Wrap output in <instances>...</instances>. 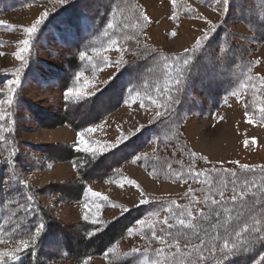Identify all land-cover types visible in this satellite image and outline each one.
<instances>
[{
    "label": "trees",
    "instance_id": "16d2710c",
    "mask_svg": "<svg viewBox=\"0 0 264 264\" xmlns=\"http://www.w3.org/2000/svg\"><path fill=\"white\" fill-rule=\"evenodd\" d=\"M194 1L200 6L213 4L223 10L220 21L206 33L207 39L199 40V47L195 44L171 55L139 49L144 60L124 62L115 78L102 88L96 87L92 80H83L102 68L104 61L96 56L110 39L132 45L133 36H136L134 41L137 40L139 35L133 25L140 17L134 16L133 0H60L28 37L29 44L21 50L20 63L0 71V88L19 78L12 93L0 89V102L7 103L5 119L0 120V137L3 138L0 139V247L3 246L0 252L14 253L4 258L3 264H86L93 259H102L106 264H176L179 257L174 261L176 241L173 236L179 225L175 218L184 207L204 208L192 205L191 201L207 193V182L214 184L218 175L226 181L246 176L260 184L264 166L243 168L234 162H210L192 152L184 136V126L192 116L211 117L225 98L235 97L241 101L245 115L264 127V113L260 111L264 107V75L252 73L255 61L251 58L256 47L264 44V0H228L227 4L223 0L219 3L217 0ZM25 2L0 0V17ZM122 8L128 13H120ZM236 23L244 25L250 36L235 35L231 26ZM108 24H112V28ZM235 39L246 43H236ZM32 87L58 93L59 106L42 109L33 103L25 94L27 89L33 90ZM69 90L82 91L79 95L68 96ZM139 93L146 95L144 97L153 108V123L130 135L121 145L99 143L90 138L88 128ZM80 110L85 117L78 116ZM25 123L47 129L66 127L76 134V140L48 146L21 144L18 136ZM80 132L98 146L95 154L76 151ZM149 144L157 148L153 157L143 154ZM99 146L110 147L100 150ZM52 151L58 155L54 156ZM62 163L71 164L76 180L58 184L56 191L39 187L29 179L31 173L45 172ZM126 163L146 170L157 169L169 181L185 182L188 188L180 197L148 198L147 203L128 209L114 220H107L102 211L117 204L94 199L87 189L92 184L119 179L120 168ZM97 169L99 172L95 174ZM232 172L236 177L229 175ZM232 187L233 184L228 183L225 201L234 221L238 224L247 221L251 226L253 220L258 219L261 221L259 227L264 228L261 209L249 215L250 204L230 202ZM260 195L256 193L258 205L262 203ZM41 197L52 198V205L79 204L78 223L69 227L57 222L50 212L52 205H44ZM85 203L93 213L96 205H100L99 224L83 219ZM195 215L198 213L194 211ZM144 219L148 221L147 226L140 223ZM40 224L44 227L37 236ZM68 229L76 233L79 242L86 247L84 250L73 252ZM181 231L188 232L187 229ZM219 232L223 235L224 230L219 229ZM243 235L244 239L235 248L230 243L228 249H223L221 244L208 264L217 261L220 264H257L261 261L264 241L256 240L250 245L247 241L255 240L258 234ZM22 239H28L29 246L27 250L16 252ZM161 239L165 243H161ZM130 240L138 243L125 247ZM57 243L59 248H55ZM180 247H185L183 241ZM203 255L209 256L206 249ZM193 264H196L195 259Z\"/></svg>",
    "mask_w": 264,
    "mask_h": 264
},
{
    "label": "rangeland",
    "instance_id": "374dc122",
    "mask_svg": "<svg viewBox=\"0 0 264 264\" xmlns=\"http://www.w3.org/2000/svg\"><path fill=\"white\" fill-rule=\"evenodd\" d=\"M59 2L60 0H26L20 8L9 11L0 17V71L13 68L20 63L23 41L30 37L23 29L33 25L37 26L36 21L41 22L45 17L44 14L52 12ZM133 4L136 5L134 16L140 17L138 18L139 22L133 25L136 27L135 33L139 35L137 40L134 41L136 36H133V45L120 43L117 40L118 43L112 45L113 39H110L105 48L96 56L99 59L101 57L102 62L104 61L102 68L96 74L92 73L85 78L84 82L86 79L87 81L92 80V83L100 88L108 85L115 78L124 62L132 59L133 61L144 60L145 57L140 55L139 49H153V52L157 51L163 55L190 49L196 44V41L211 31L223 15L220 6L213 4L200 6L194 0H177L175 5L172 4V0H133ZM119 11L122 14L128 13L125 8ZM145 15L148 17L147 22L142 19V16ZM231 31L238 36H250L247 28L239 23L231 26ZM142 39H144L143 42H141ZM235 41L236 43H246L244 40L235 39ZM118 48L121 50L117 51ZM251 58L255 61L252 73L257 76L264 75V44L256 47ZM32 88L34 89H27L25 94L33 103L38 104L42 109H54L59 106L58 93ZM0 89L7 90L8 84ZM144 96L146 95L142 93L133 94L118 110L91 126V128H97L95 133L87 131V134L99 143L117 145L125 143L130 135L136 134L155 120L153 108ZM6 107L7 103L1 101L0 113L5 114ZM77 114L80 117L86 115L81 110ZM248 119L249 117L243 111L241 101L235 97H227L211 117H190L184 126V136L192 152L203 156L210 162L219 164L234 162L242 166H264V127L254 122L249 124ZM28 122L30 123L32 120H28ZM18 137L21 144L31 143L42 146L76 140V134L66 127L47 129L27 123L22 125ZM253 138L256 140L255 144L251 143ZM245 141H249V143L246 145ZM156 152L155 144H149L143 150L146 157L147 155L153 157ZM52 154L58 155L56 151H52ZM98 170H95V174H98ZM148 170L126 163L120 168L121 177L119 179L90 186L93 191L100 192L107 196L109 201L117 204L102 211L104 218L114 220L128 209L142 205L140 203L142 199L147 201L148 198L180 197L188 188L185 182L169 181L157 169L148 168ZM28 176L35 185L55 191L59 189L58 184L76 180L69 163L57 164L48 171L35 172ZM128 180L133 183L127 184ZM51 199L41 197L42 203L46 206L52 205ZM50 212L57 222L72 227L80 219L81 206L79 204L52 205ZM142 221L147 226V219ZM68 236L72 239L70 244L73 252L86 248L79 242L72 229H68ZM137 243L138 241L131 242L130 240L127 241L125 247L130 248L131 245ZM59 246L57 243L55 248H59ZM86 264L106 263L102 259H93Z\"/></svg>",
    "mask_w": 264,
    "mask_h": 264
},
{
    "label": "snow or ice",
    "instance_id": "6c2138e0",
    "mask_svg": "<svg viewBox=\"0 0 264 264\" xmlns=\"http://www.w3.org/2000/svg\"><path fill=\"white\" fill-rule=\"evenodd\" d=\"M177 0H172V4L175 5ZM220 0H217L219 3ZM224 4L228 3V0H223ZM45 16L47 13L44 14ZM142 19L147 22L148 17L142 16ZM40 21L37 20L36 24H39ZM109 28H112V24H108ZM36 30V25H33L30 28H25L23 31L29 35L34 33ZM174 35V34H173ZM204 39H207V34H205ZM118 42L116 40L112 41V45H116ZM201 41H196L197 46L199 47ZM23 44L27 46L29 44L28 40H24ZM121 49H117L120 51ZM23 51V50H22ZM79 80L80 77L78 76ZM19 83V78L16 80H12L8 84V92H13V85H17ZM88 85L86 84L85 87ZM82 90H77L73 92L69 90L66 95H79ZM9 103H11V96H9ZM260 111L264 113V107L260 108ZM159 115V113H157ZM5 116L3 113H0V120H4ZM249 124L253 123L252 119H248ZM87 131L89 133H95L97 128H88ZM0 139H3L0 137ZM249 141H245L247 145ZM252 144L256 143V140L253 138L251 140ZM100 150L102 147H110V146H99ZM76 151L83 153H92L95 154L98 151V146H94L85 138V133L80 132L78 134V147ZM75 167V165H74ZM243 168H247V166H241ZM264 172V170H262ZM200 175V173H197ZM231 177H236V173H229ZM127 184H132L133 182L128 180ZM209 184L207 193L201 197V199H193L191 201L192 205H203V209L194 208L192 206L184 207L179 215L175 218L176 224L179 225L177 229L176 235L173 236V239L176 243L173 245L175 249L174 261L176 257H179V261L176 264H193V259H195L196 264H199L200 261H203L204 264H208V261L211 257H214V253L218 247L222 244L223 249H228L229 244L231 243L232 247L235 248L237 243L244 239L243 234L251 235L252 233H257L258 235L255 237V240L249 239L248 244H254L256 240L264 241V228L259 227L261 221L258 219L253 220V224L249 226L247 221L243 224H238L234 221L232 217V210L228 207V202L225 201V190L227 189L228 183H232V194L229 197L230 202L235 205L237 202L243 203L246 206L251 205V211L249 215H252L257 208L261 209L262 215H264V178H262L259 185H257L255 180H250L248 177H244L243 179L236 178L230 181H226L221 178L219 175L216 178V182L213 184L212 182H207ZM90 196L94 199H98L100 201H107L108 197L102 195L100 192L93 191L91 188L87 189ZM259 192L260 200L262 203L257 204L256 193ZM219 197V200L216 198ZM248 197V199H246ZM31 199V198H29ZM141 204L147 203L145 200L140 201ZM85 214L83 219L85 221L92 220L93 223L99 224V211L100 205H96V211L93 213L90 205L88 203L84 204ZM194 211L198 213V215L194 216ZM210 222V223H205ZM141 225H143L144 221H140ZM165 224L172 227L168 220L164 221ZM44 227L43 224H40L37 227L36 235H39L40 229ZM151 227V225H149ZM209 228H212L213 231H209ZM181 229H187L188 232L181 231ZM219 229H223V235L220 234ZM201 232L203 235H201ZM155 236V233H153ZM171 235V233H169ZM194 237V238H193ZM207 237V239H205ZM31 239H35V236H32ZM181 241L184 242L185 247L182 249L180 247ZM211 241V243H210ZM161 243H165L163 239L160 240ZM29 246L28 239H22L20 241V246L16 248V252L23 250H27ZM207 250L209 256H204L203 253ZM14 255L12 252H0V264H3V260L5 257H11ZM261 261H264V257L261 258ZM261 261H258L257 264H261ZM216 264H220L219 261Z\"/></svg>",
    "mask_w": 264,
    "mask_h": 264
}]
</instances>
